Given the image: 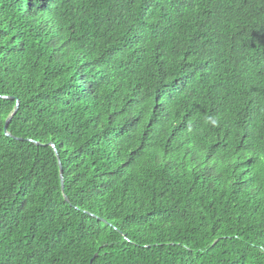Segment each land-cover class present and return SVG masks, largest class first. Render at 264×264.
I'll use <instances>...</instances> for the list:
<instances>
[{"label":"trees","instance_id":"16d2710c","mask_svg":"<svg viewBox=\"0 0 264 264\" xmlns=\"http://www.w3.org/2000/svg\"><path fill=\"white\" fill-rule=\"evenodd\" d=\"M0 264H264V0H0Z\"/></svg>","mask_w":264,"mask_h":264},{"label":"water","instance_id":"95a60500","mask_svg":"<svg viewBox=\"0 0 264 264\" xmlns=\"http://www.w3.org/2000/svg\"><path fill=\"white\" fill-rule=\"evenodd\" d=\"M10 118L6 121V124H5V133H6V135L7 136H10L8 133H7V126H8V124H9V122H10ZM59 167H60V173H61V175H60V177H61V187H62V190L64 189V187H63V181H62V168H61V165H60V163H59ZM66 201H68L67 199H65Z\"/></svg>","mask_w":264,"mask_h":264}]
</instances>
